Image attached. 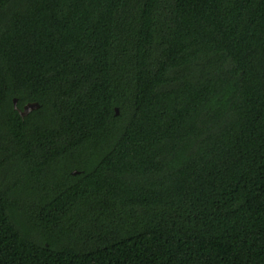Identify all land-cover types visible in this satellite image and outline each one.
Listing matches in <instances>:
<instances>
[{
  "label": "trees",
  "instance_id": "obj_1",
  "mask_svg": "<svg viewBox=\"0 0 264 264\" xmlns=\"http://www.w3.org/2000/svg\"><path fill=\"white\" fill-rule=\"evenodd\" d=\"M0 264H264V0H0Z\"/></svg>",
  "mask_w": 264,
  "mask_h": 264
},
{
  "label": "water",
  "instance_id": "obj_2",
  "mask_svg": "<svg viewBox=\"0 0 264 264\" xmlns=\"http://www.w3.org/2000/svg\"><path fill=\"white\" fill-rule=\"evenodd\" d=\"M15 107L18 108L17 106V98L14 99ZM40 106L39 102H28L27 104L24 105L23 109H19L21 115L24 117L28 115L32 110L37 109ZM118 112V108H116ZM77 171H74L76 173Z\"/></svg>",
  "mask_w": 264,
  "mask_h": 264
}]
</instances>
